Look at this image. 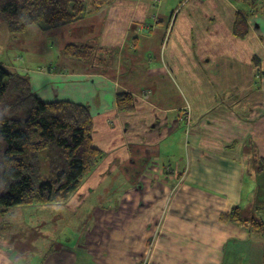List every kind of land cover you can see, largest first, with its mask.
I'll return each instance as SVG.
<instances>
[{
	"label": "crops",
	"instance_id": "obj_1",
	"mask_svg": "<svg viewBox=\"0 0 264 264\" xmlns=\"http://www.w3.org/2000/svg\"><path fill=\"white\" fill-rule=\"evenodd\" d=\"M81 1L90 7L91 0ZM153 3L116 0L53 30L0 31V49L28 53L23 66L3 63L7 70L29 76L43 101L89 105L94 146L106 153L67 202L37 206L81 220L78 240L55 242L34 263L33 252L50 235L23 225L12 238L10 220L0 226V264H264V234L222 219L235 207L247 219L264 215V2L239 8L231 0H186L170 17L152 14ZM238 12L250 26L246 39L233 35ZM68 44L95 47L94 64L64 57ZM50 48L56 55L47 58ZM120 90L136 98L134 112L117 110ZM183 112L189 124L180 123ZM182 129L184 140L167 144L181 152V177L175 169H156V182L144 176L143 161L160 156L165 140ZM119 172L140 180L134 196L153 186L147 214L144 198H134L129 216L125 204L102 210L87 203ZM133 220L138 229L128 237Z\"/></svg>",
	"mask_w": 264,
	"mask_h": 264
},
{
	"label": "trees",
	"instance_id": "obj_2",
	"mask_svg": "<svg viewBox=\"0 0 264 264\" xmlns=\"http://www.w3.org/2000/svg\"><path fill=\"white\" fill-rule=\"evenodd\" d=\"M116 0H0V20L12 35L37 27L49 31L101 12ZM257 5L264 0H231ZM233 35H250L247 16L238 12ZM96 48L89 44H68L66 58L95 62ZM258 66L261 61L255 57ZM120 113L136 109L133 94L120 90L116 95ZM94 117L87 104L68 100L43 101L32 90L30 77L10 72L0 62V213L30 205L67 202L85 179L106 157L93 145ZM263 171L264 160L259 161ZM232 221L264 234V221L243 217L235 207L223 215Z\"/></svg>",
	"mask_w": 264,
	"mask_h": 264
},
{
	"label": "rangeland",
	"instance_id": "obj_3",
	"mask_svg": "<svg viewBox=\"0 0 264 264\" xmlns=\"http://www.w3.org/2000/svg\"><path fill=\"white\" fill-rule=\"evenodd\" d=\"M186 0H154V7H152L151 13L154 14L156 17L159 15L162 16H168L174 12L180 10L182 6L185 4ZM259 4V3H258ZM237 6L239 8H247L249 4H243V3H237ZM148 22H154L151 17L148 19ZM6 25L0 20V31L9 33L7 31ZM52 42V41H51ZM53 47V46H51ZM49 56L47 58L51 57V54L53 56L56 55V50L54 48H50L48 50ZM28 60V53L21 50H14V51H5L0 49V62L6 64V66L10 67L11 70L13 66L20 67L24 65V62ZM257 65V64H256ZM258 66V65H257ZM255 68L256 70H259L261 72V67ZM260 75V74H259ZM188 107V106H187ZM189 108V107H188ZM180 123L182 122H189L191 121V115L190 113L183 112L181 116H179ZM94 133V131H93ZM186 136L185 130L182 129V131H179L176 134H171L168 137V140H165V142L162 145L161 154L160 156H151V158H146L143 163L142 167L144 168V176L151 178L155 182L157 181L156 178H161L162 172L157 173V170H169V169H175L174 176L181 177V173L178 169V166H180V170L183 171L185 164L183 163L181 152L177 148H171L167 147L168 142H171L172 140H184ZM93 139V136H92ZM94 145V142H93ZM181 164V165H180ZM178 165V166H177ZM166 177H168V174L166 172ZM86 180V179H85ZM131 176L130 178H125L122 172L116 173L115 176L111 177L101 188H99L96 192L93 193L92 197L87 201L88 204L94 205L97 208H100L102 210H110V209H122L124 204L127 208L128 216L129 214L133 213V206L134 204V198H143L148 203V207L145 208L144 213L147 214V212L150 210V199L151 196L150 191H152L153 186H146L144 185V193L138 194L137 196H134L135 192V186L134 184L136 182H139L138 180ZM262 184V179L257 180V185ZM51 205V204H50ZM38 205H28V206H18L13 208L8 214L5 216H2L0 213V226L3 227L6 222H9L11 220V223L13 224L12 231H10L13 235L12 238L15 236L16 232H19L21 235L20 229L24 226L33 227L35 225H38L40 229L45 230L51 237V239H45L41 240L40 244V250L34 251L31 260L34 261V263H39L40 259L54 246V243L57 242L59 244L68 245L72 240L75 242L79 238V233L76 231L83 229V222L79 220L77 217L73 216L69 212H65L63 209L58 207H51L46 210H41ZM82 213V212H79ZM110 213L115 214L112 211ZM9 217V218H7ZM113 218V217H111ZM264 220V215L260 216ZM129 221V218H128ZM132 226V227H130ZM115 225H111L110 231L112 235V239L114 236ZM134 229H138L135 226L134 220L128 222V237L130 236V232ZM5 229L0 230V237L1 235H4L2 231ZM132 237V236H131ZM22 239L20 237L15 238L16 244L20 242ZM149 246V244H147ZM147 246V249H149ZM21 247V246H19Z\"/></svg>",
	"mask_w": 264,
	"mask_h": 264
}]
</instances>
